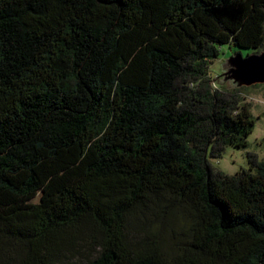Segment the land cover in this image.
<instances>
[{"label": "trees", "instance_id": "trees-1", "mask_svg": "<svg viewBox=\"0 0 264 264\" xmlns=\"http://www.w3.org/2000/svg\"><path fill=\"white\" fill-rule=\"evenodd\" d=\"M224 45L264 0H0V264H264V162H209L254 125Z\"/></svg>", "mask_w": 264, "mask_h": 264}, {"label": "rangeland", "instance_id": "rangeland-1", "mask_svg": "<svg viewBox=\"0 0 264 264\" xmlns=\"http://www.w3.org/2000/svg\"><path fill=\"white\" fill-rule=\"evenodd\" d=\"M234 49L224 45L219 58L212 61L208 69L212 86L228 92L233 91L240 97L241 102L249 104L254 119L252 132L247 137L245 148L238 149L226 146L219 158L209 157V162L214 170H219L228 175H234L241 169H249L252 165V159L256 162H264V83L239 85L229 75L226 76V71L231 67L228 58ZM241 53L245 56L257 52L241 50ZM34 201H37V198Z\"/></svg>", "mask_w": 264, "mask_h": 264}, {"label": "water", "instance_id": "water-1", "mask_svg": "<svg viewBox=\"0 0 264 264\" xmlns=\"http://www.w3.org/2000/svg\"><path fill=\"white\" fill-rule=\"evenodd\" d=\"M231 67L226 76L234 79L239 85L264 83V47L257 53L242 55L240 52L229 56Z\"/></svg>", "mask_w": 264, "mask_h": 264}]
</instances>
